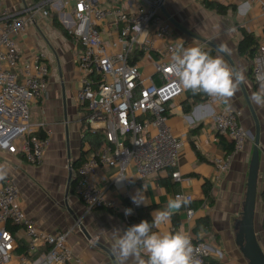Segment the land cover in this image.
<instances>
[{
	"label": "built area",
	"instance_id": "2783aa9c",
	"mask_svg": "<svg viewBox=\"0 0 264 264\" xmlns=\"http://www.w3.org/2000/svg\"><path fill=\"white\" fill-rule=\"evenodd\" d=\"M246 1L259 4L264 16V0ZM165 2L34 0L15 11L4 8L0 0V151L22 156L32 166L44 161L52 137L44 122H31V106L46 97L51 68L44 53L25 55L19 40L29 34L37 15L48 18L54 9L68 12L74 19L68 33L80 47L76 101L83 110L82 129L104 139L99 152L86 157L74 171L72 191L87 211L113 212L127 227L142 221L141 206L124 203L109 187L100 186L103 169H116L126 190L135 182L128 174L130 168L140 179L171 171L174 180L183 181L178 171L183 141L173 133L169 119L188 90L180 86L171 68L180 45L174 34V17L167 15ZM251 72L257 91L264 81V42L251 59ZM195 94L217 108V133L233 143L232 153L214 159L213 183L219 185L234 157L245 149L249 131L242 124V113L224 105L223 98ZM177 195L187 203L192 201L188 195ZM21 203L18 183L8 180L0 184V264H82L69 242L81 220L73 228L50 232L28 215ZM125 208H132L133 214L125 216ZM187 214L192 220L195 210L188 208ZM10 226L26 234L22 254L17 253L20 240ZM191 236L198 258L208 264L206 244ZM40 251L43 255L33 261Z\"/></svg>",
	"mask_w": 264,
	"mask_h": 264
},
{
	"label": "crops",
	"instance_id": "0c3cea01",
	"mask_svg": "<svg viewBox=\"0 0 264 264\" xmlns=\"http://www.w3.org/2000/svg\"><path fill=\"white\" fill-rule=\"evenodd\" d=\"M21 1L29 4L34 0ZM217 2L226 6H236L235 10H231L235 11L237 20L241 22L237 27L239 29L237 34L240 37H228L229 32L224 30L213 33L207 19L204 20L206 17L203 12H200L196 24L192 25L189 12L186 11L188 14L178 16L180 11L175 5L171 6L173 9L166 6L165 8L170 16L173 15L172 19L191 32L212 40L219 46H225V52L234 61L238 72L245 77L242 83L251 101L252 94L256 92L251 61L240 56L238 45L242 39L241 28L254 33L259 44L264 42V16L261 7L256 3H247L246 0H218ZM3 3L6 9L15 11L22 9L19 6L16 9L10 8L11 0H3ZM54 14L61 28L68 31L73 27L74 19L68 12L61 13L54 9L48 18L37 15V20L30 26L29 34L19 40L25 55L40 51L46 55L51 68V80L46 97L34 102L31 106V122L46 124L51 133L52 144L43 163L39 166L29 165L22 156L0 151V165L4 166L7 172L6 179L0 181V184L8 180L17 183L19 180L22 207L28 215L39 222L44 230L50 232L67 230L76 226L77 221L81 220V225L75 227L69 242L75 254L82 259V264H117L116 257L113 261L97 243L108 247L113 252L116 240L122 234L116 230L123 231L127 228L121 216L103 209L87 211L84 203L72 189L67 197L70 165L74 161L80 164L86 157L97 154L98 151L92 150L88 141H84L85 131L82 129L81 122L83 110L76 101L79 86L76 61L80 47L73 39V42L70 41L71 39L63 35L59 27L54 25L53 20L56 18L52 19ZM217 16L220 15L217 14ZM174 27L176 41L180 46L188 48L201 43L186 36L175 25ZM202 48L209 49L204 44ZM217 54L219 53L211 52L213 57ZM224 59L228 62L225 57ZM228 64L230 65L229 62ZM63 87L66 89V105L63 102ZM193 94L195 93L188 90L182 96L178 106L174 108L175 114L169 119L173 133L183 141L178 165L183 181L174 180L171 171L140 179L135 169L130 168L128 174L135 178V182L126 190L124 180L119 177L116 169H103L100 186L109 187L110 193L124 203L132 202L131 197L137 195L139 190L145 197V202L139 209L140 216L142 220L149 222L152 220V212L165 210L169 198H175L177 193L192 197L190 203L178 211H173L169 223L154 228L153 231L173 234L178 231H187L206 244L210 260L217 261L218 264H249L236 245V235L243 217L249 168L255 143L251 138L246 141L245 149L234 157L230 171L219 185H215L213 183L216 175L214 159L227 155V145L231 141L217 133L214 122V113L217 108L208 105L201 97H194ZM251 103L261 125V171L256 216L257 223L259 222L260 227L263 228L264 106L256 105L253 101ZM224 105L240 111L243 126L250 132H256L255 122L241 85L232 98L224 100ZM75 170L74 167L73 171ZM206 183L212 185L210 198L204 191ZM126 192L128 195H125ZM188 208L195 210L192 220H188ZM207 218L208 228L202 226L200 222ZM85 233L91 237V240H88ZM17 236L21 244L17 253L20 251L19 254H22L25 252L27 237L21 229L17 230ZM261 247L264 250V247ZM43 253L44 251H40L31 259L37 260ZM143 258L146 260L147 256L144 255ZM13 264L19 263L15 261ZM127 264H137V262L130 258Z\"/></svg>",
	"mask_w": 264,
	"mask_h": 264
},
{
	"label": "clouds",
	"instance_id": "9594fccd",
	"mask_svg": "<svg viewBox=\"0 0 264 264\" xmlns=\"http://www.w3.org/2000/svg\"><path fill=\"white\" fill-rule=\"evenodd\" d=\"M221 45L219 51L224 52ZM171 68L179 77L180 86L193 93H204L208 96L220 97L225 101L232 98L239 90L245 77L230 66L223 55L213 57L201 47L185 48L181 45L172 56ZM256 105L264 106V81L251 96ZM7 172L0 165V181L6 179ZM137 207L145 202V197L138 190L131 197ZM187 204L186 199L177 195L169 198L165 210H154L152 220H142L140 223L127 227L116 240L113 253L117 264H127L131 258L137 264H202L198 258L197 249L192 243V236L187 231L176 233L153 231L171 220L173 211L180 210ZM133 214L132 208H125L124 215ZM146 255L145 260L143 256Z\"/></svg>",
	"mask_w": 264,
	"mask_h": 264
},
{
	"label": "water",
	"instance_id": "95a60500",
	"mask_svg": "<svg viewBox=\"0 0 264 264\" xmlns=\"http://www.w3.org/2000/svg\"><path fill=\"white\" fill-rule=\"evenodd\" d=\"M167 15H169L167 13ZM170 16V15H169ZM174 25L182 31L186 36L196 39L202 44L208 46V50L210 52H217L221 55H223L230 65L236 68V65L232 58L224 51L220 52V46L213 42L212 40L205 39L178 22H176L174 19H172ZM238 71V70H237ZM242 91L245 95L247 104L249 106V109L252 113L255 126H256V132H250L249 131V136L250 138L254 141V148H253V154H252V159L250 163V168H249V175H248V181H247V189H246V195H245V205L242 213V221L240 223L239 231L236 235V245L240 249V252L244 256V258L248 261L249 264H264V250L262 249L258 237V232L256 230V207H257V198H258V193H259V181H260V171H261V166H260V144H261V125H260V120L258 118V115L255 111V108L253 107L248 94L246 93V90L243 86V83L240 84ZM63 102L64 105L67 104V99H66V89L63 87ZM68 131V127H67ZM77 162L74 161L70 165V172H69V177H68V183H67V197L69 191H71V187L75 182V177L74 175V167L76 166ZM86 237L88 240H91V237L85 233ZM97 245L102 248L105 252L108 253V255L111 257L113 261H115V256L113 252L108 248L100 243H97Z\"/></svg>",
	"mask_w": 264,
	"mask_h": 264
},
{
	"label": "trees",
	"instance_id": "16d2710c",
	"mask_svg": "<svg viewBox=\"0 0 264 264\" xmlns=\"http://www.w3.org/2000/svg\"><path fill=\"white\" fill-rule=\"evenodd\" d=\"M202 1L204 2V6H205V8L207 10L214 11L220 16H226L230 9H234L235 10V8H236L235 5L226 6V5H224V4L220 3V2H217V1H210V0H202ZM53 23H54V25L56 27L58 26L59 28H61L60 24L57 21V18H55L53 20ZM63 31H64V35L68 39H71L70 41L73 42L74 39L69 35L68 31L64 30V29H63ZM240 32L242 34V39H241V41L239 42V45H238V52H239L241 57H244L247 60L251 61V59L254 57L255 53L257 52V49H258V46H259V40L255 36L254 33L248 32L245 28H241ZM202 49L204 51H208L211 54V52L208 49H205V48H202ZM193 96L196 97V98H199V96L196 95V94H193ZM84 138H85L84 141L85 142L88 141V143L90 144L91 149L92 150H97L98 152H99L101 146L104 143V139L101 136L94 135V134L90 133L89 131L85 132ZM233 149H234L233 143L229 142L228 145H227V154L232 153ZM78 165L79 164H76L75 168H77ZM72 187H73V185H72ZM72 187H71V189H72ZM204 191H205L206 196L208 198H210L211 197V192H212V185L210 183H206V185L204 186ZM200 222H201L202 226H205L207 228L209 227L208 218L204 219V220H202ZM10 228L14 232H17V230H18L17 227L10 226ZM263 230H264V219H263ZM19 253H21V252L19 251ZM208 264H218V262L209 259L208 260Z\"/></svg>",
	"mask_w": 264,
	"mask_h": 264
},
{
	"label": "rangeland",
	"instance_id": "374dc122",
	"mask_svg": "<svg viewBox=\"0 0 264 264\" xmlns=\"http://www.w3.org/2000/svg\"><path fill=\"white\" fill-rule=\"evenodd\" d=\"M171 1L173 4L171 3ZM210 1H217V0H210ZM24 5H25L24 2L21 0H11L10 8L16 9L18 8V6L23 8ZM174 5L177 7L176 9L180 11L178 12L179 13L178 16L186 15L188 14L187 12L190 13L189 15H191L190 17L192 21L190 23L192 25L196 24V20L198 19L200 12L201 13L203 12L206 17L204 20L207 19V22L210 24L213 33H216L219 30L221 31L224 30L225 32H229L228 37H240V35L237 34L239 30L237 29V27L241 22L237 20V15L235 11H232L231 9L228 11L226 16H217L215 12H212L205 8L204 2L202 0H169V1L166 0V5H165L166 8L168 7L172 8ZM38 17H42V16L40 15ZM55 17L57 18L56 14L53 15L52 19H54ZM232 27L234 28L231 29ZM59 29L64 35L63 28H59ZM17 183L20 184L19 180H17ZM257 221H258V217L256 216V230L257 232H259L258 236H259L260 244H262L261 246L264 247V230L262 227H260V223L259 222L257 223Z\"/></svg>",
	"mask_w": 264,
	"mask_h": 264
}]
</instances>
